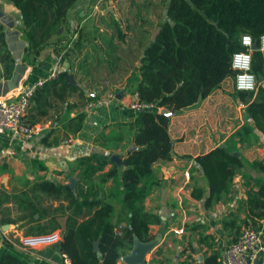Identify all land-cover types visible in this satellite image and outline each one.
Listing matches in <instances>:
<instances>
[{
  "label": "trees",
  "instance_id": "16d2710c",
  "mask_svg": "<svg viewBox=\"0 0 264 264\" xmlns=\"http://www.w3.org/2000/svg\"><path fill=\"white\" fill-rule=\"evenodd\" d=\"M10 1L19 9L23 21L21 30L26 40L23 60L33 63L46 46H52L56 54L62 55L84 46L81 32L76 36L67 33L66 14L76 0ZM147 1L133 0L126 10H122L125 31L116 20L111 22L118 35L130 39L136 36L138 45L144 46L137 66L140 80L135 91L142 102L153 104L139 110L134 118L136 146L122 159V188L118 184L106 192L100 186L109 178L115 179L119 170L112 162L106 171L97 173L111 159L108 154L95 152L79 157L71 167L70 175L76 171L75 192L67 181L46 176L35 177L22 190L0 191V224L16 222L22 227L33 222L25 228L29 232L59 228V249L68 256L70 264H116L118 258L132 248L135 239L146 242L153 237L150 224L159 223L160 217L146 210L143 200L156 183L152 163L159 158H170L172 150L168 133L170 116L159 109L179 110L207 96L225 77L234 78L231 57L234 51L243 47L241 35L244 33L250 34L256 42L250 70L257 83L254 90L235 89L236 95L245 103L244 111L251 121L245 120L227 140L194 156V160L207 182L206 205L223 198L229 191L233 175L243 167L248 165L261 171L263 175L260 176L241 173L248 183L249 179L253 180L243 202L246 213L239 217L238 223L236 217L223 219V225L235 228L239 235L242 226H255L264 217V160H244L240 154H235L238 149L234 144L235 137L242 144L257 140L254 128L264 134V66L258 48L259 37L264 32V0H167L166 16L157 23L159 31L151 40L150 29L143 28L151 20L144 11ZM159 3L162 6L166 2L159 0ZM0 46V61L4 73H8L10 58L1 26ZM58 76L67 78V71H60ZM97 97L98 94L88 96L90 99ZM84 117L85 112L80 111L73 117L64 118L63 125L76 131L82 126ZM42 141L54 143L45 136ZM40 167L46 168L43 164ZM203 192V188L194 186L191 194L200 198ZM108 194L112 197L121 194L117 197L121 206L115 221V205L106 197ZM48 199L51 202L44 204ZM7 200L15 206L14 216L4 204ZM54 200L58 201L57 205L50 207ZM60 215L64 216L63 226L58 222ZM96 239H99L98 248L93 245ZM207 239L208 234H200V241L209 246ZM194 247L191 240L181 243L176 263L199 264L192 255ZM222 262L223 252L211 248L210 252H203L200 264ZM0 264L26 263L12 253H5L0 256Z\"/></svg>",
  "mask_w": 264,
  "mask_h": 264
},
{
  "label": "crops",
  "instance_id": "0c3cea01",
  "mask_svg": "<svg viewBox=\"0 0 264 264\" xmlns=\"http://www.w3.org/2000/svg\"><path fill=\"white\" fill-rule=\"evenodd\" d=\"M131 1L133 0H127L126 9ZM164 1L166 3L162 7L161 17L166 16L167 0ZM114 2L115 0H76L69 7L66 14L67 33L76 36L81 32V40L84 41L81 49L62 55L56 54L52 46H46L35 61L29 63L23 60V48L20 60L26 67L19 83L4 94L0 92V98L10 93H18L28 85H35L23 120L28 123L41 122L45 128L28 139L14 137L10 132L0 129V148L12 145L15 150L11 156L0 160V191L11 193L25 189L29 181L32 182L38 176H49L66 182L76 160L95 152L108 154L109 158L111 154L119 155L120 163L111 160L97 173L106 171L112 162L115 163L119 170L116 178H109L100 186L106 192L118 184L122 188V159L136 146L133 138L136 127L133 123L138 111L129 104L133 99L135 85L140 80L137 66L144 46L138 45L136 36L130 39L118 35L112 20H116L123 31L126 27L122 10ZM158 3L159 0L147 1L144 11L152 20L160 7ZM0 11L10 16L9 22H12L9 26L0 20L10 58L8 73H4L0 61V80H7L15 69L16 61L8 48L6 37L17 35L15 40L25 39L21 30L23 21L19 9L10 0H0ZM149 23H145L143 28L150 27ZM154 29L150 30L149 40ZM1 52L0 46V54ZM62 70L67 71V78L58 76ZM228 78L230 76L225 77L204 98L176 111L166 109L168 112L165 114L170 116L168 133L172 141L171 157L159 158L152 163V174L156 183L143 200L145 209L160 217L159 223L150 224V232L153 234L151 239L158 234L161 227L163 231L160 240L145 253V264H177L178 248L181 249V243L187 240L197 245L202 255L204 251L210 252L211 248L224 252L238 235L235 228L224 227L223 219L236 217L238 223L239 217L246 213L243 202L253 180L249 179L248 183L241 173L251 176H260L263 173L248 165L243 167L233 175L229 191L223 198L206 205L204 198L208 194L207 182L194 160V156L227 140L245 120L251 121L244 111L245 103L241 104L236 98L237 102L233 104V88L222 86ZM232 86L234 87V78ZM108 91L116 93L114 99L85 109L87 101L96 99L88 96H103ZM80 111L85 112V117L78 130L71 131L63 125L66 122L64 118L73 117ZM254 131L258 135L255 141L242 144L237 137L234 138L238 154L246 161L264 160V134L257 128ZM44 136L54 143L46 144L42 141ZM41 164L46 168L40 167ZM186 169L189 172L188 177L183 175ZM73 175L76 176V171ZM97 180V176H94V181ZM194 186L204 189L202 197L192 196ZM119 196L121 194L117 197ZM106 197L115 205V221L121 204L115 196L108 194ZM48 200H44V204L51 202ZM57 203L56 200L52 201L50 207ZM4 204L11 209L10 215L14 216L13 202L7 200ZM57 218L60 226H63L64 216ZM3 224H0V256L12 253L26 264H66L64 253L59 249V240L34 248H22L19 245L17 236L34 233L25 229L33 222L22 227L16 222H10L6 229H2ZM192 225L196 227L191 228ZM178 226H182L184 232L176 233L174 229ZM200 234H208L209 246L205 241H200ZM12 235L13 239L10 238ZM192 255L194 261L200 264L195 250ZM121 256L116 264H127ZM253 264H264V246Z\"/></svg>",
  "mask_w": 264,
  "mask_h": 264
},
{
  "label": "built area",
  "instance_id": "2783aa9c",
  "mask_svg": "<svg viewBox=\"0 0 264 264\" xmlns=\"http://www.w3.org/2000/svg\"><path fill=\"white\" fill-rule=\"evenodd\" d=\"M74 36V35H73ZM252 42L250 34L241 35L243 47L233 52L231 57V67L235 71L234 87L238 90H254L256 88L255 74L250 70L252 59ZM259 50L263 55L264 66V32L259 37ZM35 85H28L18 93H10L0 98V129L10 132L14 137L28 139L39 134L44 128L41 122L28 123L23 120L27 108L31 101V96ZM116 93L108 91L105 95L89 100L85 104V109L96 104H106L114 99ZM133 109L139 111L143 108L152 107L149 102H142L138 93H133V99L129 104ZM15 152L12 145L0 148V160L11 156ZM183 175L188 177V169L183 171ZM119 230V229H117ZM264 217L258 220L255 226H243L235 241L230 243L223 252L222 264H253L263 249ZM176 233L184 232L182 226L174 229ZM11 239L14 235L10 236ZM60 239V230L53 229L45 232L23 233L17 236V242L22 248H34L45 244L55 243ZM66 264H70L69 258L64 254Z\"/></svg>",
  "mask_w": 264,
  "mask_h": 264
},
{
  "label": "water",
  "instance_id": "95a60500",
  "mask_svg": "<svg viewBox=\"0 0 264 264\" xmlns=\"http://www.w3.org/2000/svg\"><path fill=\"white\" fill-rule=\"evenodd\" d=\"M9 19H10V16H7L3 12L0 11V20H2V22H5L7 25L11 26L12 22H9ZM159 28H160L159 25H157L155 27V29L152 32V38L155 37V35L159 31ZM16 37H17V35H14V36L11 35V36L6 37V41L8 42V48L12 51L13 58L16 61V66H15V69H14V71H13V73L9 79L0 80V92L3 94L5 92H7L9 89H12L14 86L18 85L19 80L21 78V75H22V73L26 67V65L24 63H22L20 60L21 52H22L23 48L26 46V41L23 39L15 40ZM252 47L253 48L256 47L255 41L252 42ZM239 102L242 104V101L240 99H239ZM160 112L167 113L168 111L166 110V108L163 107ZM235 154H238V152L236 151ZM110 159L114 162L120 163V157L117 154H111ZM48 178H49V176H48ZM67 182H68L70 188L75 192L76 177L72 174L69 175L67 178ZM34 215L37 216L38 214L35 213ZM8 225H9L8 223L3 224L2 229H6V227H8ZM162 231H163V227L160 228V230L158 231V234L153 239L148 240L146 242H142V241H139L138 239H135L133 246L129 250V252H127L121 256L122 259L127 264H145V258H144L145 253L153 246V244L157 240L158 241L160 240L161 235H162ZM98 243H99V239H96L93 242L94 248H98ZM194 249L198 254V256H197L198 260L201 261L203 255L200 252L197 245H195ZM179 250H180V248H178L176 256L178 255ZM255 261H257V258Z\"/></svg>",
  "mask_w": 264,
  "mask_h": 264
},
{
  "label": "rangeland",
  "instance_id": "374dc122",
  "mask_svg": "<svg viewBox=\"0 0 264 264\" xmlns=\"http://www.w3.org/2000/svg\"><path fill=\"white\" fill-rule=\"evenodd\" d=\"M115 5L117 8H120L121 10H125L126 9V6H127V0H115ZM160 4V3H159ZM163 5L160 6L159 8H157L158 10L156 11L157 15L154 17V19L150 20V27H148L150 30L154 29L156 27V25H158L157 23L163 18L161 17V14H162V10H163ZM150 17V16H149ZM256 78V77H255ZM232 80H233V77L230 76V78H228L227 80H225V82L223 83L222 86H224L225 88L229 87L230 89L233 88V92H232V95L234 97V102L233 104H235L237 101H236V98L240 99L239 96L236 95V89L235 87L232 86ZM256 83H257V80H256ZM104 94V93H102Z\"/></svg>",
  "mask_w": 264,
  "mask_h": 264
}]
</instances>
